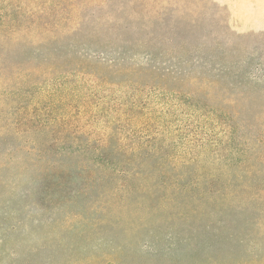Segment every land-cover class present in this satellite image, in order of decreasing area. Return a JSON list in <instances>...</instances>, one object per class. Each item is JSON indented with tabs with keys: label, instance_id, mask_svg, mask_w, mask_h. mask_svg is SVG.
Wrapping results in <instances>:
<instances>
[{
	"label": "rangeland",
	"instance_id": "374dc122",
	"mask_svg": "<svg viewBox=\"0 0 264 264\" xmlns=\"http://www.w3.org/2000/svg\"><path fill=\"white\" fill-rule=\"evenodd\" d=\"M1 56L0 264H264V0H0Z\"/></svg>",
	"mask_w": 264,
	"mask_h": 264
},
{
	"label": "trees",
	"instance_id": "16d2710c",
	"mask_svg": "<svg viewBox=\"0 0 264 264\" xmlns=\"http://www.w3.org/2000/svg\"><path fill=\"white\" fill-rule=\"evenodd\" d=\"M53 44V45H52ZM78 44H73V48L71 47V51L69 50L68 47H62L60 44L58 43H55V41H52L51 42V47H50V51L51 53L54 55L53 57L54 58H59V57H66L68 56L70 53H76L77 52V46ZM41 46V45H40ZM38 55L41 57L43 54H41V52L38 53ZM48 56H42L41 58L42 59H46ZM2 58V56L0 57V59ZM183 98H185V96H177V99L180 100V101H183ZM149 102H146L144 101L143 102V105H148ZM137 107L139 105H135L134 103L131 105V107ZM155 111L157 113H163L161 111V109H155ZM185 116H186V119L187 121H190L191 120V117H192V111L191 112H187L185 113ZM181 120H184V117L182 115V119ZM227 121V120H226ZM226 218H227V223H226V226H227V232L225 233V239L231 243V244H235L236 246L233 247V245H229L230 248H229V251H239L241 252V250H244L246 247V237H247V234L246 231L243 232L241 231L240 229H243V226L245 223H247V221L243 218V219H239L240 215L235 213L234 211H230L226 214ZM238 229L240 231H238ZM166 236V239L168 240H171L173 238L172 235H165ZM232 247V249H231ZM255 248V245H252L251 247H249V249H254Z\"/></svg>",
	"mask_w": 264,
	"mask_h": 264
}]
</instances>
